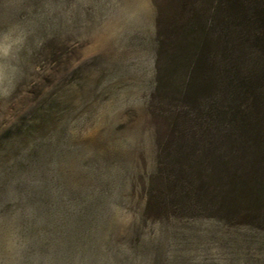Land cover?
Returning <instances> with one entry per match:
<instances>
[{
	"label": "rangeland",
	"instance_id": "obj_1",
	"mask_svg": "<svg viewBox=\"0 0 264 264\" xmlns=\"http://www.w3.org/2000/svg\"><path fill=\"white\" fill-rule=\"evenodd\" d=\"M254 17L0 0V264H264Z\"/></svg>",
	"mask_w": 264,
	"mask_h": 264
},
{
	"label": "trees",
	"instance_id": "obj_2",
	"mask_svg": "<svg viewBox=\"0 0 264 264\" xmlns=\"http://www.w3.org/2000/svg\"><path fill=\"white\" fill-rule=\"evenodd\" d=\"M251 19V18H250ZM248 19V20H250ZM253 21L255 24H258V21L264 25V17H254L253 18ZM263 28V31H260V30H254V38H255V41H258L261 43V51L259 50L260 54H261V57L263 58V61H264V26H262Z\"/></svg>",
	"mask_w": 264,
	"mask_h": 264
}]
</instances>
